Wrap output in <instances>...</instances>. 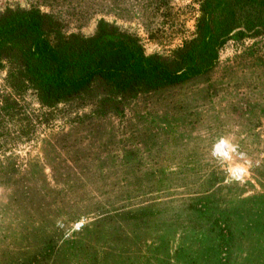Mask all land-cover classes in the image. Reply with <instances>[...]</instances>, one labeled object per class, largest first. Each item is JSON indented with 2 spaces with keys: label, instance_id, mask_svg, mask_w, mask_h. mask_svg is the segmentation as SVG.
Returning a JSON list of instances; mask_svg holds the SVG:
<instances>
[{
  "label": "rangeland",
  "instance_id": "rangeland-1",
  "mask_svg": "<svg viewBox=\"0 0 264 264\" xmlns=\"http://www.w3.org/2000/svg\"><path fill=\"white\" fill-rule=\"evenodd\" d=\"M32 8L84 36L105 21L169 55L195 35L199 3L0 0V13ZM9 73L0 264H264V33L232 35L209 73L121 111H103L97 91L47 107Z\"/></svg>",
  "mask_w": 264,
  "mask_h": 264
},
{
  "label": "trees",
  "instance_id": "trees-1",
  "mask_svg": "<svg viewBox=\"0 0 264 264\" xmlns=\"http://www.w3.org/2000/svg\"><path fill=\"white\" fill-rule=\"evenodd\" d=\"M198 3L195 35L169 55L147 54L137 36L105 21L95 34L84 36L65 31L59 19L38 8L8 9L0 13V69L9 66L12 87L18 93L36 91L47 107L97 91L103 111H121L142 91L209 73L232 35L264 33V0ZM4 100L8 106L0 116L9 115L6 122H11L18 100Z\"/></svg>",
  "mask_w": 264,
  "mask_h": 264
}]
</instances>
